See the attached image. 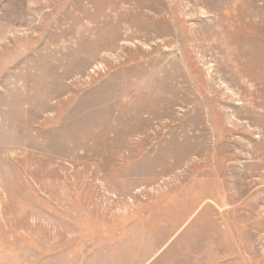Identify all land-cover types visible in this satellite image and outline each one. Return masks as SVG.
Listing matches in <instances>:
<instances>
[{
    "label": "rangeland",
    "instance_id": "1",
    "mask_svg": "<svg viewBox=\"0 0 264 264\" xmlns=\"http://www.w3.org/2000/svg\"><path fill=\"white\" fill-rule=\"evenodd\" d=\"M0 264H264V0H0Z\"/></svg>",
    "mask_w": 264,
    "mask_h": 264
}]
</instances>
